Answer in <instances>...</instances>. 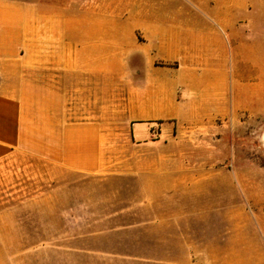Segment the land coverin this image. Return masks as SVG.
I'll list each match as a JSON object with an SVG mask.
<instances>
[{
  "label": "rangeland",
  "instance_id": "obj_1",
  "mask_svg": "<svg viewBox=\"0 0 264 264\" xmlns=\"http://www.w3.org/2000/svg\"><path fill=\"white\" fill-rule=\"evenodd\" d=\"M18 1L38 9L34 42L6 75L26 139L0 164V264H264V0ZM73 18L92 30L76 59L91 69L81 82L93 90L69 86L64 97L56 52L72 48L42 20ZM217 69L224 108L193 86L202 116L170 120L164 138L148 134L139 89L154 84L163 94L165 85L189 103L188 78L211 81ZM64 98L67 122L96 124L102 172L67 174L40 154H57ZM179 111L167 101L158 113ZM141 161L172 165L158 173L187 178L190 195L141 196L132 171Z\"/></svg>",
  "mask_w": 264,
  "mask_h": 264
},
{
  "label": "crops",
  "instance_id": "obj_2",
  "mask_svg": "<svg viewBox=\"0 0 264 264\" xmlns=\"http://www.w3.org/2000/svg\"><path fill=\"white\" fill-rule=\"evenodd\" d=\"M42 11L46 10V5L41 6ZM59 7V6H58ZM38 6L34 2H21L18 0H0V164L11 156L17 154L19 147L22 145L23 140L26 139L25 122L22 116L21 102L17 93L16 86L8 78L7 70L10 68H17V60L25 57L21 53L25 43L26 47L34 42V26H35V11ZM44 26H48L49 32L55 31L59 39L63 40V44L68 50H58L56 57L58 58V69L63 72L59 73L58 85L59 91L63 90L64 97L69 91V86L73 87L75 95L77 92L83 94L84 92H92V88H83L81 76L83 72H89L91 69L83 67L81 59L77 61V56L80 58L81 45L84 39L89 38L91 41L92 30H81L83 26L81 19H48L42 20ZM91 27V24L88 25ZM84 34V37H83ZM96 36V35H94ZM68 39V40H67ZM66 40V41H65ZM86 41V40H85ZM62 44V43H61ZM59 44V46L61 45ZM71 44L72 47H71ZM27 49V48H26ZM27 58V57H26ZM34 60V59H33ZM217 78L207 81L205 74H202L199 79L196 75L193 78H188L186 81L187 91L192 92L191 96L182 100L174 97L173 99L168 96L166 86H163L165 93H158L160 89L154 88V84H149L144 89H139L138 98V113L142 116L140 123L145 124V129L148 134L153 130H160L159 136L162 138L167 136L168 130L171 128L170 120L178 119L183 120L187 115L197 118L202 116V105L192 91L193 86L202 90H212L213 104L216 106L218 112L225 105V77L223 72L217 69ZM73 80V82H72ZM63 86L60 89V86ZM81 96V95H80ZM182 100V101H181ZM170 101L171 106L179 107V113H168L164 119H161L159 110L161 104ZM67 99H63V110L59 111V146L57 154L54 152L42 151L40 154L45 157H52L48 160L54 163V166L67 174L75 175H94L102 172L104 164L101 161V154L103 153L98 144V131L94 122H67ZM71 111V110H70ZM73 113L75 116L81 115L82 110L74 107ZM54 122V121H53ZM50 121V123H53ZM136 124V123H135ZM167 125V126H166ZM54 127V126H53ZM133 129V128H132ZM147 136V135H146ZM145 134L141 132H134L133 137L136 142L141 145L146 141ZM149 136V135H148ZM48 154V155H47ZM137 168L132 171H137L140 176V192L141 196L152 197L153 200L162 197L164 194L171 193L170 196L186 197L190 195L195 185L189 184L187 178L181 179V175L174 173H167L170 175L159 174L158 172L169 170L170 172L176 171L175 168L170 169L172 165L152 163L147 165L145 162H138ZM166 167H169L166 169ZM157 172V173H156ZM148 176H160L161 178L167 177L170 180V185H167V178L160 181H154L153 185L147 183Z\"/></svg>",
  "mask_w": 264,
  "mask_h": 264
}]
</instances>
